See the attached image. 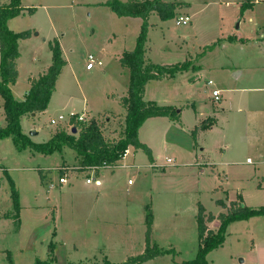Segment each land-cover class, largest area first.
I'll use <instances>...</instances> for the list:
<instances>
[{
    "label": "rangeland",
    "instance_id": "1",
    "mask_svg": "<svg viewBox=\"0 0 264 264\" xmlns=\"http://www.w3.org/2000/svg\"><path fill=\"white\" fill-rule=\"evenodd\" d=\"M105 1L21 0L22 5L35 6L39 9L33 13L26 9L27 12L17 16L13 20V24L11 22L13 27L21 30L34 27L33 33L40 30L42 36L52 35L54 37L56 35L59 39L61 38L60 44L65 58L69 62L59 77L57 92L53 93L49 107L38 118H32V122L22 121L23 127H27L28 122L32 124V127H36L35 129L39 128V134L35 136L37 141H46L48 133L52 135L58 129L72 133L65 123L50 124V118L57 117L60 113L67 117L69 111L89 114L88 116L97 122L102 132L109 131L112 136L114 135V137L104 135L108 141L116 140L124 135L125 117L117 113L124 110L119 95L126 84L128 74L121 69L118 56L124 51L134 48L140 30L141 18L119 17L103 4ZM165 1L188 2L186 7L181 9L178 7L175 15L186 13L191 16V20L185 25H177L174 21L175 15L164 20L165 22L161 21L157 15L151 17L150 21H154L155 24H150L151 28L147 33L145 59L162 65L182 63L187 60L190 65L188 70L149 82L145 91L146 99H158L162 104H173L178 108L189 103L188 111L190 113L184 114L186 123L193 119L191 114H194L193 111H195L193 106H196L201 112L208 113L222 112V106L224 107L222 113L229 117L233 111L232 105L235 107L237 102L241 101L240 88L253 84L255 80L260 83L264 81V54L256 53L251 48H241L237 44L217 45L220 40L213 42L220 32L231 34V36L227 35L228 41L234 38L232 34H243L244 31H246V36L250 37L252 34L250 27L253 28L255 24L264 23V0H257L254 5L252 3L254 6L252 11H248V8H251L250 5L246 7V11L242 12L243 0ZM6 3L8 0H0V4ZM241 13H244L245 18L241 17ZM239 19H244L240 31L236 29ZM260 29H264L263 26H260ZM54 32L57 34L53 36ZM256 34L258 35L259 32L256 31ZM241 38L248 41L245 37ZM254 40L256 41L251 42H260L258 36ZM38 47L40 60L36 69L46 61L43 45ZM89 53L101 58L103 66L96 65L91 71H88L85 66L86 56ZM25 56H32L31 52H26ZM239 69L243 73L235 76L234 73ZM209 79L213 81L212 85L206 83ZM213 89L220 90V100L212 98L211 91ZM23 91L24 83L21 80L15 87V92L19 94ZM112 92H114L113 95ZM84 98L88 100L87 105L83 103ZM2 102L0 94V127L4 128L7 123L3 114ZM233 117L234 115L228 121L229 123ZM109 120L112 123H109ZM165 124L163 120L153 123L163 134H168L167 142L179 144L185 153V149H189L187 151L190 152L189 143L191 145L193 143L191 135L184 131H178L179 129L176 132L171 131ZM242 131L237 133V140L243 144L244 149L235 147L238 152H241V155L237 156V162L234 165L224 167V172L220 171V173L217 168L212 169L209 165L202 167V169L204 168L202 174L198 173L200 166L195 168L191 166L177 167V160L173 155L175 147L163 146L160 139L161 146L156 144L160 155L158 162L166 164L165 156L172 157L174 162L164 169L163 167L156 168L158 175H154L151 168H142L139 171H133L132 174L122 171L121 178L124 182L130 179L134 184L129 189L130 193L126 195L127 208L121 205V198H119L120 200L112 199L113 206L110 207L109 217L112 218V222L116 223H111V227L110 223L102 225V220L98 222L93 219L88 210L89 204L86 196L73 192L70 187L61 189L58 186L49 193L45 192V187L41 182L42 168H52L50 175L54 180H57L62 173L59 172L60 168L56 170L55 166L59 165L62 160L66 163H74L75 152L72 149L67 148L62 152L56 150L51 154H31L28 148L18 150L11 136L0 138V264H8V252L12 256L13 264H34L35 258L46 260L49 254L54 257L53 264H102L107 259L102 256L100 245L109 243L115 248L126 238V232L123 230L127 228V221L124 220L123 210L127 212L129 220H136L132 225V242L127 243L126 251H135L129 254L130 257L141 253L134 240L138 241L141 229L142 237L145 234V223L141 227L138 217H141L142 212L145 218L148 212L155 215L162 209L161 212L164 214H161L160 217L164 218L163 225L168 224L173 237L169 246H166L168 244L164 242L152 241L160 249H162L160 247L162 245L164 249L171 248L174 251H171L169 255L165 253L156 256L143 264H183L174 262L176 254L178 255L176 261H181V259L188 261L195 258L198 248L196 220H194V214L197 213V201L212 208V204L217 198L226 201L237 200L240 194L242 195L243 188H246L248 192L250 186L255 184L257 187V184L261 183L259 180L261 177L256 168L257 164L245 161L247 156L254 157L251 153H245L247 143L242 138L244 134ZM27 132L29 134L30 130ZM173 132L177 136H174ZM25 135L30 139L27 134ZM149 135L152 136V131ZM155 136L159 135L155 134ZM216 139L214 132L206 138L207 147L214 152V155L218 154L219 142ZM135 150L134 146L130 149L131 152ZM139 151L141 152L139 154H143L139 156L146 158L145 153L142 150ZM61 155L64 159H61ZM182 158L183 156H181V160L191 159L190 154L186 158ZM37 165L40 168H37ZM68 175L70 176L69 173ZM86 175L85 172L78 171L77 173L79 180H85ZM8 177L13 180L19 195V205L22 209L20 229L16 221L8 218L12 217V211L9 212V210L14 209ZM79 189L78 192L85 190L83 183ZM121 189L124 190V187ZM247 201L251 200L248 198ZM53 204L59 206L56 215H54L55 219L49 212ZM251 206L257 207L254 204ZM254 218L257 219L249 225L247 223L241 225V222H236L233 225H238L237 229L234 228L235 226L229 227L233 235L239 232L242 236L237 242L235 238L225 232L223 251L230 250L236 253L241 250L246 252L249 247L253 253L252 258L263 257L264 250L252 247L250 234L244 235L253 230L258 236L262 232L264 217L254 216ZM246 219L240 220L247 221ZM93 226H97V230H92ZM107 226L111 232L103 233L102 230ZM165 233L163 227L160 226L155 236L165 240ZM91 236L100 238L101 241L93 242L90 239ZM104 241L105 243H103ZM117 248L119 249L120 246ZM128 258V256L123 258L119 254H115L113 258L115 261H112L114 264H121ZM225 258L222 250H219L213 257H209L208 263L224 264ZM236 261L240 262V258L236 257Z\"/></svg>",
    "mask_w": 264,
    "mask_h": 264
},
{
    "label": "crops",
    "instance_id": "2",
    "mask_svg": "<svg viewBox=\"0 0 264 264\" xmlns=\"http://www.w3.org/2000/svg\"><path fill=\"white\" fill-rule=\"evenodd\" d=\"M124 1H126V0H124ZM244 1L245 0H243V3H245L246 6L251 5V8H248V11H252V9L254 7L253 5L257 2V0H246V2H244ZM172 2H175V1H172ZM176 2L181 4L180 9L182 7H186L189 4L188 2H184V1L183 2L182 1H176ZM252 3H253V5H252ZM24 7L27 8L26 6H24ZM38 9H39V7H36L34 12H36V10H38ZM245 11H246V9H245ZM24 12H27L26 9L22 10V12L20 14H22ZM155 15H157L155 12H152L149 15V23L151 25H153L155 23H154V21H150V18L155 16ZM243 15H244V13H241V17L245 18ZM16 17L8 19L7 26L10 30H12L14 32H19L22 30L17 29V27H13V25H12L13 20ZM123 17H129V16H123ZM135 18H139V17H135ZM11 22H12V24H11ZM243 24H244V19L243 20L239 19L237 21L236 29H238V31H240V28H241V26H243ZM151 25L149 26L148 31L150 30ZM260 26H263V28H264V23L255 24V26L253 28L250 27V29L252 30V34L250 35V37H248V35L246 36V31H244L243 34L242 33L232 34V37L234 36V38L230 41H228L226 38H227V35L231 36V34H225V33L220 32V34L218 35V37H216V39L214 40L213 43L218 42V40H220V43L217 45H221V44L223 45L226 43L237 44L241 48H251L256 53L264 54V29H260ZM28 29L31 30L30 36L27 38H23V39L18 40L19 55L15 60L18 75H17L15 83L10 84L11 93H12L13 97L18 101L25 99L27 92L30 88V79L38 77L41 73H43L50 66V64L52 62V53H51V50L49 47V42L52 41L53 39H57L59 44L61 42V38L59 39L58 37H56V35H55V34H57L56 32L52 33L53 36L55 35L54 37H52V35L42 36V34L40 35V30H37V32L33 33V31H35L34 27L32 29L31 28H28ZM256 31L259 32L258 35L256 34ZM254 36L255 37L258 36V38H260V40H258V41H260L259 43H254V42L252 43L251 42V41H256V40H254L255 39ZM241 37L247 38L248 41L243 40V38H241ZM213 43H211V44H213ZM40 45H43V47L45 49L44 52H45L46 61H44V63L42 65H40V67L38 69H36L39 66L38 62H39L40 58H39V47L38 46H40ZM249 45H251V46H249ZM60 47L62 50V57L66 61V63L62 67L60 74L56 78L55 87H54V90L50 96V99L48 101V105H47L46 109L49 107L53 93H55V91L57 90L59 77L61 76V74L63 73L65 68L69 65L68 60L65 58V54H64V51L62 49L61 44H60ZM146 48H147V41L145 44V49ZM26 52H28V53L31 52L32 56L26 57L25 56ZM119 57H120V55L118 56V60H119ZM145 58H146V53H145ZM98 59L101 61L100 66H103L102 59L101 58H98ZM92 69H87V70L91 71ZM121 69L124 71V73L128 74L127 68L121 67ZM242 73H243L242 70L239 69L234 74H235V76H239ZM0 79H1V77H0ZM21 80L24 83V91H23V93L18 94L15 92V87L17 86V84ZM209 80H211V79H209ZM152 81L153 80H149L145 85L144 94H143V99L145 101L151 100V99H146L145 91H146L147 84L149 82H152ZM128 82H129V75H128V78H127V81H126L124 88L122 89V91H120V95H119L120 98L123 96H126L127 89H128ZM207 82H208V80L206 81V83ZM212 84H213V81H212ZM212 84H208V85H212ZM240 90L242 92V94L240 95L241 101H238L237 104L235 105V107H234V105H232L233 111L229 117H228V115H224V113H222L224 111V107H222V106H221L222 112H211V113L201 112L196 108V106H193V107H195V111H193L194 114L191 113L193 115V119L188 121V123H186L185 122L186 120H184V114L190 113L188 111V109H190L189 103H185V104L181 105V107L178 108L176 105L164 103L165 101L163 102L164 104H162L159 102L158 99L157 100L152 99L151 101H155L159 105H170V106H173V107H176L179 109V113H178L179 119L177 121L172 120L167 116L149 117L138 128L137 137H138L140 142L146 144L151 149L154 161L151 163L147 159L146 155H145L146 158H144V156H141V157H143V158H141L139 155H143V154H139V152H140L139 150H142L140 148L134 147L136 150L134 152H131L130 149L133 146L128 145V147H127L128 152H127L126 156L122 159H118L115 162H113L112 166L101 168L95 174L96 175L95 181H89L88 182L86 180L88 177H90L92 175V172L89 170H81L80 162L82 160V156L77 155L75 150H73L72 148H70L69 146L64 144L62 146V148H60L57 151L62 152L63 150H65L67 148L72 149L75 152L74 163H72V162L66 163L65 161L62 160V162L59 165H56L55 168H56V170L59 168H62V167L66 168L65 172L66 173L68 172L70 174V176L68 175V178H67L68 183L64 184V185L58 184V179L54 180L52 178V176L50 175V170L52 168H49V167L42 168L43 169V171H42L43 177L41 179V182L43 183V185L45 187V190H46L45 192L49 193L51 190H53L54 188H57L58 186L61 189H63L64 187H67V186L70 187V189L73 192H77L79 195L81 194V195L86 196V200L88 201V204H89L88 210L91 213L93 219H95L98 222H100L102 220V225H106V223H110V227H111V223H116V222H112V218L109 217L110 207L113 206L112 199L120 200L119 198H121L122 199L121 205L126 206V208H127L128 200L126 199V195H128V193H130L129 189L134 184V182H132L130 179H128L126 182H124V180L121 178L122 171H127L128 174H132L133 171H139L142 168H151L154 175H155V174H157V170H158L156 168L163 167V169H164L165 167H168V165H172V163L174 162V159H176L177 160V163H176L177 167H185V166L189 167V166H191L192 168H195L196 166H200L201 168L199 167L198 173H201V174H202V170L204 169V168L202 169V167H205L208 165L210 167H212V169L217 168L219 173H220V171L224 172V167L227 168L230 165H234V163L237 162V158H238L237 156L241 155V152H238L237 149H235V147L237 146L238 149H241V150L244 149L243 144L240 143L239 140H237V133H239L241 130H243L242 132L244 133L242 138L247 143V149H246L245 153H251V154H253V157H254V158H251L250 156H247L245 158V161H246V163L255 162L257 164L256 168H257V171L259 172V175L261 177L259 179L261 181V183L259 182L258 184H261V186H263L264 185V81L262 83H260V82H258V80H255L253 84L245 85L244 87H241ZM219 92H220V90H219ZM111 94L113 95L114 92H112ZM211 95H212V91H211ZM120 98H119V101H120ZM2 100H3V98H2ZM218 100H220V97ZM83 103L87 105L88 100L84 98ZM2 108H3V102H2ZM123 109H124L123 112L117 113V114H120V116L125 117L126 110H125L124 106H123ZM45 110L43 112H37V113L33 112V113L24 114L20 117L21 129H22L23 133L27 134L30 137L32 142L41 143L40 141H37L35 139V136H37L39 134V131H38L39 128L35 129L36 127H32V124L28 123V122H27V127H23L22 121L23 120H26V121L29 120L32 122V120L34 118H38L40 114L45 112ZM71 113H77V112L76 111H69V113L67 115H69ZM81 113H85V112H81ZM3 114L5 116L4 109H3ZM91 115H93V114H91ZM232 115H234V117H233L232 121L229 123L228 121L231 120ZM207 117H212V118H214L215 121L207 129H203V130L197 129L196 134L193 137L191 135L192 130H194L196 127L198 128L200 122L202 120L206 119ZM222 119H224V120H222ZM159 120H163L166 123L165 124L166 127L168 126L167 128H170L171 131L176 132V130L179 129L178 131H184V132L189 133L191 135V137L193 138L192 145L188 142L190 145V152L187 151L189 149H185L186 150V153H185L183 151L184 149H182L179 144H176V143L171 144V143L166 141V138H169L168 134H163V132L161 130H159L158 127L153 125V123L155 121H159ZM108 122L112 123L111 120H109ZM6 123H7V121H6ZM105 126L107 127L108 124ZM75 128H76V132L71 133V134L77 135L79 128L76 126H75ZM29 130H30V132L36 131V133L31 135L29 132V134H28L27 131H29ZM150 131H152V136L149 135ZM106 132L107 131L102 132L103 136L107 134L110 137H114V135L113 136L111 135V132H109V131L107 133ZM175 132H173V135L177 136V134ZM213 132L216 134V138H217L216 140H218V142H219L218 151H217L218 154H215V155H214V152L212 150L208 149V147H207L208 143L206 141V138ZM178 133H181V132H178ZM155 134H158L159 136L156 137ZM4 137H7V136H4ZM50 137H51V135H50V133H48L47 140ZM160 139H161V142L163 143V146H165V147L174 146L175 147L174 148L175 152H173L174 159L172 157L165 156L164 160H165L166 164H164V165L158 162L160 159V155L158 153L159 151L157 149L156 144H159ZM110 141H112V140H110ZM42 142H45V141H42ZM159 145L161 146V143ZM26 148H28V147H26ZM28 150L30 151L31 154L39 153L36 151H32L30 148H28ZM189 154H190L191 159H186V160L180 159L181 156H183L182 159H184L187 156H189ZM61 159H64L63 155H61ZM202 164H203V166H202ZM171 167H174V166H171ZM37 168H40V166L37 165ZM78 171L85 172V174H87L85 177V180H79V178L77 177ZM79 181H81V182H79ZM129 181H131V182H129ZM82 183L85 187V190L82 192L81 191L78 192L80 190L79 186ZM258 184H257V187L255 186V184L250 186L248 192L246 191L247 190L246 188L245 189L243 188L242 195L240 194V196L242 197L244 204H246L247 206H251L252 204L257 205V206H259V204L260 205L264 204V189L262 187H258ZM122 187H124V190L121 189ZM248 198L251 201H247ZM218 200H221L222 202H224L225 206H223L222 204H219ZM231 201H234V200H231ZM229 202L230 201H226V200H223L221 198H217L214 201V204H212L213 205V207H212L213 209H212L210 207H207L204 203L197 201V204L201 203L203 205L204 210H205V214L210 213L214 216V218L212 220L206 222V225L209 229H211L213 231H216L218 229L220 222H219L217 216L220 213H226L227 212L226 206L229 205ZM18 203H19V195H18ZM50 208L51 209L49 212L53 215L52 218L55 219L54 215H56L59 206L57 204H53V206H51ZM121 209L123 210V208H121ZM145 209H146V207H145ZM197 210H198V205H197ZM10 211H12V213H11L12 217H8V218L12 219L13 221H16L17 224H19L18 228L20 229V226H21L20 216H21V211H22V209H20V205H19V210L16 213L17 215H14V213H15L14 209L9 210V212ZM123 211H124V215H125L124 220L127 221V224H126L127 230L126 229L123 230L124 232H126L125 240H122L123 242L116 245L115 248H113L109 243H107V245L106 244L100 245L102 247V249H101L102 251L100 250L102 256H104L108 261H110L112 263H113L112 260H114L113 258L115 257V254H119L123 258H125V257L127 258V256L130 257L129 256L130 253L135 252V251H126V250L128 249L127 243L132 242V237H133L132 225L135 224L136 220H132V221L129 220V217L127 216L128 215L127 212L125 210H123ZM161 211H162V209H160L159 212L156 213L155 215L151 214V217H152L151 237H152L153 241H155V242L158 241L159 243L164 242V243L168 244L166 246H169L170 245L169 242L171 241V239L173 237V233L171 231V228L168 226V224L163 225L165 223V221H164V218L160 217V215L164 214V213H162ZM173 213H174V211H173ZM141 214H142L141 217H138V222L140 223V225L142 227L143 224L145 223V218L143 217V212ZM169 214H171V213H169ZM196 214L197 213L194 214V220H196V218H195ZM252 217L253 218L250 217V218L246 219L247 221L238 220V221L230 222L226 227V232H227L226 234L231 235L230 237L235 238L237 242L240 241V236H242V235L239 232H237L233 235L231 232V229H229V227H234L235 225H233V224L236 222H241V225H243V223H247V225H249V223H252L253 221H255L257 219V218H254V216H252ZM262 217H264V216H262ZM160 226L163 227L164 233L166 231H168L167 233H165V236H164L165 240L155 236V235H157L156 232L158 231V228ZM237 227H238V225H236L234 228L237 229ZM93 229L97 230V226H93L92 230ZM145 229H146V225H145ZM196 230H197V223H196ZM102 231H103V233L111 232V230L109 229V226L104 228ZM141 233H142V229L140 231V236H139L138 241L137 240H134V241H135V244H137V248H139L141 253H142L144 251L145 242H144V235L142 237ZM248 233L250 234L249 237H250V240L252 243V247L260 249V250L261 249L264 250V228H263V230L259 236L255 233L254 230L252 232L249 231V232L245 233L244 235H248ZM110 234H114V233H110ZM196 234H197V232H196ZM255 238H257V239H255ZM90 239L93 242H100L101 241L100 238L97 239L96 237H93V236H91ZM104 239H106V238L104 237ZM117 239H120V238H117ZM197 240H198V234H197ZM103 243H105V241ZM117 246H120V248L118 249ZM160 247L162 248L161 250H169V251L172 250V251H174L171 248L164 249V247L162 245ZM197 247H198V245H197ZM224 248L225 247H223V244H222L221 246L214 248L211 251H209L205 257L207 264H209L208 263L209 257H213L215 255V253H217V251H219V250H222L223 254L226 257L224 264H259L260 262H261V264H264V255L261 258H252L253 253H252V250L249 249V247L246 249L248 251L247 254H246L247 251L242 252L241 250H238L236 253H234V251H230V250L229 251H227V250L223 251ZM142 249H143V251H142ZM166 255H169V253H167ZM131 256H134V255H131ZM175 256L178 257L177 254ZM233 256H235V257L233 258ZM177 257H176V259H177ZM236 257L240 258V262L236 261ZM49 258H50V254L46 260H48ZM176 259L174 262H177V263L186 261L183 259H181V261H176ZM40 260H42V259H40ZM190 260H192V259H190ZM140 264H143V262Z\"/></svg>",
    "mask_w": 264,
    "mask_h": 264
},
{
    "label": "trees",
    "instance_id": "3",
    "mask_svg": "<svg viewBox=\"0 0 264 264\" xmlns=\"http://www.w3.org/2000/svg\"><path fill=\"white\" fill-rule=\"evenodd\" d=\"M104 5L108 6L117 16H129L141 18V25L135 46L132 50L124 51L119 57L121 67L128 69L129 82L126 96L121 97V104L126 110L125 130L122 137L116 140L107 141L101 128L94 120L90 122L78 121L75 126L79 128L78 134L74 135L58 129L51 137L41 143L32 142L23 132L20 126V117L27 113L43 112L55 87V81L60 74L66 61L62 57V50L57 39L49 42L52 53L50 66L36 78L30 79V88L24 100H16L10 90V84H14L18 75L16 69V58L19 55L18 40L27 38L31 34L30 29L14 32L7 26L10 18L18 16L22 10L27 9L33 13L35 6L25 8L21 0H8L6 4H0V94L3 98V109L7 121L6 127H0V138L11 136L15 147L22 150L26 147L32 151L43 154H51L59 150L62 145H67L77 155L82 156L80 162L81 170L90 165L102 166L111 164L121 158L122 153L132 145L140 148L152 163L154 161L151 149L140 142L137 137L138 128L149 117L167 116L172 120L179 119V109L170 105H159L155 101H145L143 99L145 84L149 80H161L166 76L176 72L189 69V61L162 65L146 61L145 43L150 26L149 15L155 12L161 20H168L175 15L176 8L181 4L178 2H166L164 0H106ZM248 6V5H247ZM246 4L242 3L241 12L246 9ZM214 118L207 117L202 120L191 135L194 137L197 129H207L214 122ZM59 172L63 173L62 168ZM98 171L96 170V173ZM41 176V174H40ZM42 178V177H41ZM11 187V198L15 214L19 210L18 192L15 189L13 180L8 177ZM264 189V185L258 184ZM219 204L225 206L224 202L218 200ZM226 213H220L217 218L220 222L216 231L209 229L207 221L214 218L212 214H205L204 207L198 203V210L195 216L198 234V249L195 258L184 261L183 264H207L206 254L214 248L221 246L225 239L227 225L235 220L246 219L252 216H264V204L251 207L244 204L239 196L237 200L230 201ZM144 251L136 256L129 257L121 264H140L156 256L170 253L169 250H161L151 239L152 217L148 212L145 216ZM8 264H13L11 254H7ZM54 257L50 254L48 260L36 258L34 264H53ZM98 264V263H94ZM102 264H114L104 260Z\"/></svg>",
    "mask_w": 264,
    "mask_h": 264
},
{
    "label": "built area",
    "instance_id": "4",
    "mask_svg": "<svg viewBox=\"0 0 264 264\" xmlns=\"http://www.w3.org/2000/svg\"><path fill=\"white\" fill-rule=\"evenodd\" d=\"M191 20V17L190 15L186 14V13H178L175 15L174 17V21L177 25H185L187 24L189 21ZM96 65H101V61L95 57L92 53H89L87 56H86V69H92L94 66ZM208 84H212V80H208L207 82ZM212 97L214 98V100H218L219 97H220V92L218 89H213L212 90ZM89 114H85V113H80V114H77V113H71L69 114V116L65 117L63 114H59L57 117H52L50 118V124H53V125H60V124H67V126L69 127V130L74 126V123L78 122V121H82V122H90L91 120H93L91 118V116H88ZM95 121V120H94ZM96 122V121H95ZM75 127V126H74ZM128 150L127 148L124 150V152L122 153L121 155V158H124L127 154ZM115 162V161H114ZM109 166H112V163L111 164H103L102 166H98V165H90V166H87L85 169L83 170H89L92 172V175L90 177H88L86 180L89 182V181H95L96 180V170L99 171L101 168L103 167H109ZM65 169L64 167H62V170H63V173L62 175H59L58 176V184H61V185H64V184H67L68 183V172L66 173L65 172ZM131 182V181H129Z\"/></svg>",
    "mask_w": 264,
    "mask_h": 264
},
{
    "label": "water",
    "instance_id": "5",
    "mask_svg": "<svg viewBox=\"0 0 264 264\" xmlns=\"http://www.w3.org/2000/svg\"><path fill=\"white\" fill-rule=\"evenodd\" d=\"M70 130H71L72 133H75L76 132V128L74 126ZM35 133H36V131H31L30 132L31 135H33Z\"/></svg>",
    "mask_w": 264,
    "mask_h": 264
}]
</instances>
